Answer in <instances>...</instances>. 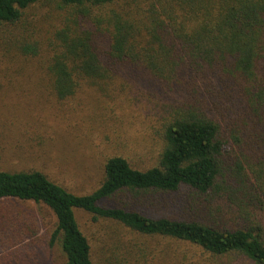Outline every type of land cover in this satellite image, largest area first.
Returning <instances> with one entry per match:
<instances>
[{
    "label": "trees",
    "instance_id": "obj_1",
    "mask_svg": "<svg viewBox=\"0 0 264 264\" xmlns=\"http://www.w3.org/2000/svg\"><path fill=\"white\" fill-rule=\"evenodd\" d=\"M0 65L13 69L4 79L39 81L60 102L120 78H144L163 96L151 167L109 157L83 195L35 168L0 169V245L37 239L36 223L29 232L7 210L19 202L52 216L47 243L63 264H97L75 210L197 246L219 264H264V0H0ZM169 203L182 205L181 217L168 215ZM105 244L106 264L150 259L138 243ZM32 247L0 264H38Z\"/></svg>",
    "mask_w": 264,
    "mask_h": 264
},
{
    "label": "rangeland",
    "instance_id": "obj_2",
    "mask_svg": "<svg viewBox=\"0 0 264 264\" xmlns=\"http://www.w3.org/2000/svg\"><path fill=\"white\" fill-rule=\"evenodd\" d=\"M30 33L34 39L36 33L31 30ZM47 45L50 47V43ZM4 68H0V116L8 125L6 129L0 128V169L25 171L35 168L68 191L83 195L97 188L109 157L121 156L137 169L155 164L159 143L154 129L158 127L163 96L153 94L151 83L146 79H115L106 92L84 89L60 102L43 94L39 81L11 76L4 79L5 70L9 75L13 72L12 68ZM169 205L168 215L182 216V205ZM7 210L13 217L24 220L29 232L34 231L32 222L39 229L34 241H18L12 246L15 241L12 235L9 241H1L0 257L14 249L22 252L33 244L29 252L36 263L63 264L59 248H49L47 243V225L53 224V218L46 209L39 211L33 204L13 202ZM74 213L79 228L91 243L93 260L97 264H106L103 260L108 258L101 259V249L105 248L103 241L109 248L119 242L146 246L151 250L147 264L221 262L189 243L139 236L114 222H94L83 211L75 210ZM100 237L103 241H98ZM7 245L12 248H6ZM126 257L130 259L129 264H136L132 254Z\"/></svg>",
    "mask_w": 264,
    "mask_h": 264
}]
</instances>
